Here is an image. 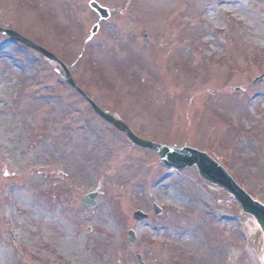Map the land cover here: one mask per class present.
I'll list each match as a JSON object with an SVG mask.
<instances>
[{"label":"rangeland","instance_id":"1","mask_svg":"<svg viewBox=\"0 0 264 264\" xmlns=\"http://www.w3.org/2000/svg\"><path fill=\"white\" fill-rule=\"evenodd\" d=\"M90 1L0 0V27L53 53L135 134L207 153L264 205V0H131L146 21L118 48L81 37ZM56 76L0 37V264L263 263L231 197L134 147Z\"/></svg>","mask_w":264,"mask_h":264},{"label":"water","instance_id":"2","mask_svg":"<svg viewBox=\"0 0 264 264\" xmlns=\"http://www.w3.org/2000/svg\"><path fill=\"white\" fill-rule=\"evenodd\" d=\"M94 6V5H93ZM97 8V6H94ZM0 34L6 35L9 39L15 42H19L27 47H30L41 53L45 59L50 63V65L56 61L54 56L42 50L40 47L34 45L23 37L19 36L13 31L0 29ZM63 67V66H62ZM67 82L73 86L80 94L85 96L71 81L69 75ZM85 98L91 104L92 109L95 111L99 117L107 120L108 123L113 125L117 130L124 133L127 138L136 146L142 149H150L155 151L160 157L161 163L166 167H174L177 170H183L186 168L196 167L199 175L209 184L221 188L223 191L231 195L241 206L242 212L246 215L254 218L262 234H264V206L260 205L259 202L254 201L249 195L244 192L233 179L225 172V170L216 162H214L206 154L200 153L196 150L190 148L173 149L164 146L156 145L154 143L142 140L136 137L123 123L115 120L109 115L100 111L92 101H90L86 96ZM98 194L92 193L83 198V203L86 207L92 209L95 208L97 204ZM154 212L159 215L161 212L157 207H154ZM135 221H143L148 217L141 212H135L133 215ZM128 239L130 243L135 242V236L133 232L128 233ZM139 264H145L142 262L141 257L138 256ZM264 264V260H263Z\"/></svg>","mask_w":264,"mask_h":264},{"label":"flooded vegetation","instance_id":"3","mask_svg":"<svg viewBox=\"0 0 264 264\" xmlns=\"http://www.w3.org/2000/svg\"><path fill=\"white\" fill-rule=\"evenodd\" d=\"M92 2H96L105 12L99 14L88 5L91 13L85 20L87 24L82 29L81 37L84 39L90 35L87 39L89 42L98 40L101 44L118 47L121 42L130 38L141 21H146V17H143L145 12L131 0H94ZM77 21L80 22L79 19ZM144 40H148L146 35Z\"/></svg>","mask_w":264,"mask_h":264},{"label":"bare ground","instance_id":"4","mask_svg":"<svg viewBox=\"0 0 264 264\" xmlns=\"http://www.w3.org/2000/svg\"><path fill=\"white\" fill-rule=\"evenodd\" d=\"M263 238H264V234H263ZM264 247V246H263ZM4 257H0V259H3ZM263 260H264V252H263Z\"/></svg>","mask_w":264,"mask_h":264}]
</instances>
